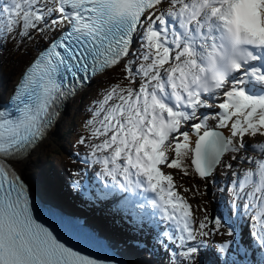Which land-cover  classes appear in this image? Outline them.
<instances>
[{"label":"snow or ice","instance_id":"snow-or-ice-1","mask_svg":"<svg viewBox=\"0 0 264 264\" xmlns=\"http://www.w3.org/2000/svg\"><path fill=\"white\" fill-rule=\"evenodd\" d=\"M164 3L0 2V48L9 39L42 45L22 70L11 110H0V264H118L85 254L36 215L18 169L47 138L59 106L117 69L123 80L96 102L85 125L89 135L79 141L101 166L99 174L113 191L155 194L151 207L172 225L160 234L169 264H198L205 238L213 235L228 238L216 246L218 259L237 245L223 264H264V143H245L249 136L264 137V95L242 87L249 79L264 85V71L252 66L264 61V0H167L168 7L157 11ZM238 17L251 26L238 27ZM173 22L179 30L169 27ZM248 147L259 156L237 155ZM226 155L251 167L233 182L221 215L197 218L173 174L163 169L207 180L218 167L232 168ZM73 187L79 191V182ZM83 195L107 199V192ZM238 228L247 244L237 240Z\"/></svg>","mask_w":264,"mask_h":264},{"label":"rangeland","instance_id":"rangeland-1","mask_svg":"<svg viewBox=\"0 0 264 264\" xmlns=\"http://www.w3.org/2000/svg\"><path fill=\"white\" fill-rule=\"evenodd\" d=\"M1 2H3V0H1ZM168 7V4L166 5V8ZM138 39L139 36H137ZM41 43L33 40V41H28L25 40L22 44L19 42V40L17 39L15 42L12 39H9L5 42L4 46L2 48H0V94L5 96V93L9 92L10 89V83L12 82L13 79H15L18 74L20 73V70L23 69L22 67H24L26 65V63L34 56V54L38 51V49L41 48ZM19 72V73H18ZM11 78H13L11 80ZM9 79L11 81H9ZM6 80V83H5ZM123 80V75L120 69H117L116 71H110L105 75H101L100 77H97L94 80V85H96L97 83L102 84L103 83V88L102 91H100L99 97L100 99L103 98V95L105 93L106 90H108L113 84L120 82ZM101 82V83H100ZM3 83H5L3 85ZM7 84V85H6ZM93 86V85H92ZM123 86V85H122ZM244 90L245 87L243 86ZM5 89V91L3 92V90ZM86 95V94H85ZM89 96V95H87ZM82 99V94L81 96H79L77 98V100L75 101V105L72 108V113H80L81 109H82V104L80 108H77V105L79 103V101H81ZM99 99V100H100ZM95 100V98L93 99V101ZM96 106V104H91L89 107L90 109H93ZM209 112L214 111L215 109H208ZM91 112V110H90ZM72 114H70L68 120H64V123L67 122V124H71L72 123V118H71ZM91 119V116L90 118ZM87 122V120H86ZM198 122V121H196ZM211 123H214V121H209ZM63 123V125H64ZM187 130L190 131V126H186ZM211 127V126H210ZM89 135V131L83 133V136H87ZM50 137V136H49ZM49 137L45 140L44 142V147L40 150V148H38L35 152L39 151L38 153H36V155L34 156L33 160L28 161V170L34 169V167L36 166L35 163H40L42 164L43 161H46L50 152L53 151L51 146L49 147L47 150V146L53 144L52 142H49L48 144H46L48 142ZM74 137H76V135L74 134ZM264 138V137H261ZM251 142L255 143L254 140H250ZM260 142V140H258ZM78 139L75 140V144H77ZM46 144V145H45ZM78 158L80 160H85L88 159L90 160V162L95 166L93 167V169H96V166H98V164L93 163V157L91 155V151L88 148L87 144L85 145V147L83 148L82 151H76ZM252 154V153H251ZM63 157L67 158V162L64 165L63 161L61 164H59V162H56L58 167H59V171L60 174L64 175L66 177V179H72V186L74 185V183L76 182L74 180L75 177H77V171H79L80 168H82L81 165V161H77L75 159V157L67 155L65 153H62L61 155V159ZM239 157H244L246 158V155H244V153H238ZM53 158H55V154L52 155ZM31 158V157H30ZM234 166H239L241 165V161L240 160H236L234 163ZM237 164V165H236ZM67 171V172H65ZM164 172L166 173H171L174 176L175 182L178 185L177 187V191L184 196L188 202L191 204L192 209L194 210V213L196 215L197 218H202L205 214H207L210 217V202L212 201L213 195L209 198L206 197L204 194V188L206 184H211V186H214V177H219V174L217 175H212L210 179L208 180H190L187 177L181 175V173L177 170H169L167 168L163 169ZM101 172V170H97L96 174L99 178H102L103 182L107 183V181L104 179L103 176H101L99 173ZM27 173V172H26ZM231 176H234V171H231L228 173ZM40 173L36 174V177L39 176ZM185 189H192L191 191H185ZM220 214H217V216H219ZM162 223L164 224L165 228H172V225L162 221ZM206 239V246L202 247L200 249V253L197 255L196 260L198 262V264L200 263V258L203 257L204 259V255L206 252V247L210 242H221L222 240H226L228 239L225 235H213L210 237L205 238ZM166 244V242H165ZM164 244V245H165ZM166 248L164 247L163 250H159L157 252V257L156 259H153V261L150 260H144L147 264H169L168 261V256L166 255ZM205 260V259H204Z\"/></svg>","mask_w":264,"mask_h":264},{"label":"trees","instance_id":"trees-1","mask_svg":"<svg viewBox=\"0 0 264 264\" xmlns=\"http://www.w3.org/2000/svg\"><path fill=\"white\" fill-rule=\"evenodd\" d=\"M94 98H95V94L94 93L90 94L82 102V109H81L80 113H77V114H75L74 112L71 113L72 114V116H71L72 123L66 124L61 135L58 138H56V137L54 138V136H53L52 137L53 140L49 141V142H52L53 144L47 146L46 150L49 147L54 146V147H52L53 151H51L49 154L50 159L54 160L55 162H59V164H61L62 161L64 163V160H63L64 157L62 156V159H61V155H62V153H65V151H64L65 147L62 144H65V145H68L69 147H71L73 142H74V148L78 149V146L75 144V140H77V139L79 140V138L77 137V133L81 129L86 128L85 125H86L87 117H90V112L88 111V108L91 104H93ZM83 132H86V129H84L83 131H80V133H83ZM74 134L76 135V137H74ZM69 135L73 136V137L70 138V143H67V141L69 139ZM55 139H56V141H55ZM81 139H83V136H81L80 140ZM78 144H79V148L83 149V144H81V143H78ZM53 154H55V158L52 157ZM42 166H43V163L42 164L38 163V166H35L34 169L28 170L27 173L25 174V176L28 177L29 179H31V181H32L34 179V175L41 172ZM52 166H53V164L50 161L49 167H52ZM189 177L197 178L196 175L189 176ZM210 205H211V202H210Z\"/></svg>","mask_w":264,"mask_h":264},{"label":"bare ground","instance_id":"bare-ground-1","mask_svg":"<svg viewBox=\"0 0 264 264\" xmlns=\"http://www.w3.org/2000/svg\"><path fill=\"white\" fill-rule=\"evenodd\" d=\"M22 68L24 69V67H22ZM23 69L20 70V73L18 72L19 74H18V76H17L15 79L11 78V80H12V79H13V80H12V82L10 83V86H9V88H8V89H10L9 92L11 91V89L13 88V86L15 85V83H16V81H17V79H18V77H19V75L21 74V72H22ZM11 80L9 79V81H11ZM5 83H6V80H5ZM5 83H3V85H4ZM6 85H7V84H6ZM4 91H5V89L3 90V92H4ZM9 92H8V93H7V92L5 93V96H4V97H5L6 99L8 98V94H9ZM0 95H1V94H0ZM201 110H204V109H201ZM213 124H214V123H209V126H212ZM45 140H46V139H45ZM45 140H44V142H45ZM44 142L38 147V148H40V150H41L42 147L44 146V145H43ZM262 143H264V140H263ZM38 148H37V149H38ZM37 149H36V150H37ZM36 150H35V151H36ZM40 150H39V151H40ZM35 151L32 153V155H33L34 153H36ZM39 151H37V152H39ZM236 165H237V164H236ZM27 168H28V161H26L23 165H19V166H18L19 172H21L22 174H26V172H27ZM104 179L110 181V179H108V178H105V177H104ZM100 180L103 181L102 178H100ZM30 186H31V188L33 187L31 184H30ZM33 189H34V188H33ZM212 195H213V194H212Z\"/></svg>","mask_w":264,"mask_h":264},{"label":"clouds","instance_id":"clouds-1","mask_svg":"<svg viewBox=\"0 0 264 264\" xmlns=\"http://www.w3.org/2000/svg\"><path fill=\"white\" fill-rule=\"evenodd\" d=\"M240 3H245L247 2V0H239ZM237 26L240 27L241 29L245 28V27H250L251 25L248 24V22L242 18H237L236 20ZM262 23H264V21H262ZM237 47L242 48L244 47V41L241 40L238 44ZM239 57H237L238 59Z\"/></svg>","mask_w":264,"mask_h":264},{"label":"water","instance_id":"water-1","mask_svg":"<svg viewBox=\"0 0 264 264\" xmlns=\"http://www.w3.org/2000/svg\"><path fill=\"white\" fill-rule=\"evenodd\" d=\"M215 216H216V214H215V210L213 208L212 213H211V217H215Z\"/></svg>","mask_w":264,"mask_h":264}]
</instances>
